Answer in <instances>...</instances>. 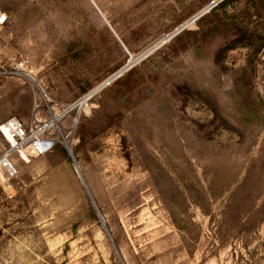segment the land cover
Wrapping results in <instances>:
<instances>
[{
	"label": "rangeland",
	"instance_id": "374dc122",
	"mask_svg": "<svg viewBox=\"0 0 264 264\" xmlns=\"http://www.w3.org/2000/svg\"><path fill=\"white\" fill-rule=\"evenodd\" d=\"M0 22V124L48 116L24 61L52 102L95 94L84 183L58 145L0 184V264H264V0H0Z\"/></svg>",
	"mask_w": 264,
	"mask_h": 264
},
{
	"label": "built area",
	"instance_id": "2783aa9c",
	"mask_svg": "<svg viewBox=\"0 0 264 264\" xmlns=\"http://www.w3.org/2000/svg\"><path fill=\"white\" fill-rule=\"evenodd\" d=\"M2 23V22H0ZM27 70V62L14 65L11 74L24 77L31 83L44 101L47 118L34 119L30 124H24L16 117H10L0 124V184L4 192H15V180L18 176L16 162L26 164L32 159L42 157L61 145L69 156L73 155L75 129L84 110H88V103L95 95H85L71 105H62L46 98L42 88L36 84L31 73ZM74 113L73 117H70ZM37 116V114H35ZM70 118L69 128L62 129L60 123ZM73 159V157H72Z\"/></svg>",
	"mask_w": 264,
	"mask_h": 264
},
{
	"label": "water",
	"instance_id": "95a60500",
	"mask_svg": "<svg viewBox=\"0 0 264 264\" xmlns=\"http://www.w3.org/2000/svg\"><path fill=\"white\" fill-rule=\"evenodd\" d=\"M70 158H71V160L73 162V165L75 166L76 164H75L74 160L72 159L71 156H70ZM74 169H75V172L80 176L82 183H84V181H83V179H82V177L80 175V172H79V169H78L77 165H76V167ZM77 169H78V172H77Z\"/></svg>",
	"mask_w": 264,
	"mask_h": 264
},
{
	"label": "bare ground",
	"instance_id": "6f19581e",
	"mask_svg": "<svg viewBox=\"0 0 264 264\" xmlns=\"http://www.w3.org/2000/svg\"><path fill=\"white\" fill-rule=\"evenodd\" d=\"M75 167H76V165H75ZM75 167H74V168H75ZM77 171H78V169H77Z\"/></svg>",
	"mask_w": 264,
	"mask_h": 264
}]
</instances>
